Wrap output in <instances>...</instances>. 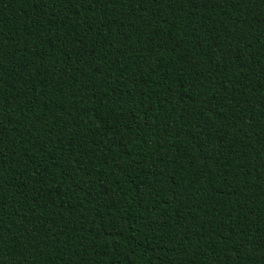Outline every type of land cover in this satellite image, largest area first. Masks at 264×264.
<instances>
[{
    "label": "trees",
    "instance_id": "obj_1",
    "mask_svg": "<svg viewBox=\"0 0 264 264\" xmlns=\"http://www.w3.org/2000/svg\"><path fill=\"white\" fill-rule=\"evenodd\" d=\"M0 264H264V0H0Z\"/></svg>",
    "mask_w": 264,
    "mask_h": 264
}]
</instances>
